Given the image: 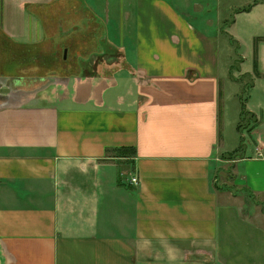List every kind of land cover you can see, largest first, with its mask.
<instances>
[{"label": "crops", "instance_id": "0c3cea01", "mask_svg": "<svg viewBox=\"0 0 264 264\" xmlns=\"http://www.w3.org/2000/svg\"><path fill=\"white\" fill-rule=\"evenodd\" d=\"M218 1L0 0V264H264V0Z\"/></svg>", "mask_w": 264, "mask_h": 264}, {"label": "rangeland", "instance_id": "374dc122", "mask_svg": "<svg viewBox=\"0 0 264 264\" xmlns=\"http://www.w3.org/2000/svg\"><path fill=\"white\" fill-rule=\"evenodd\" d=\"M261 0H219L218 1V16H220L219 14L221 13L223 16L225 15L226 19L229 20V25L233 22L234 20V16H235V13L237 12V8L238 7H241L243 8V6L247 5V4H253L255 2H259ZM76 9V8H75ZM208 10H212V15L215 16L216 15V11H215V8L211 5L209 6V8H207ZM75 12V10L73 11ZM188 13H186L187 15ZM190 14V13H189ZM187 15L189 17H191L190 19L194 22V24L197 26V27H203L204 26V23L198 19V18H194L192 17L191 15ZM73 17V16H71ZM204 18V17H203ZM217 18V17H216ZM73 21L70 19V22ZM222 27L229 32V27H228V23L223 21L222 23ZM230 33V32H229ZM226 36H223V39H222V42H224V39H225ZM229 37L230 40H228V47H229V56H228V61H229V70H228V84L229 86L231 87L230 88V94L233 92L232 89L234 88L236 91L238 89V92L236 93V95L238 94V98H234L232 99L231 101V106H232V117L230 116L229 117V122L228 121H225L223 123V131L225 130V134L226 136H229L232 137V135L235 134L236 135H240L241 136V133L240 134H237V127L238 125L241 127L244 126V121L241 119L240 120V112L239 111H235L234 109L237 107L238 104H236L237 102L235 101V99H241L245 102L246 99L249 98V95H250V92H249V86L251 84V81L248 77L246 76H243L242 74H240V71H238V64L240 66V59L238 56H240L241 54H245V52L247 51L248 47L247 46H244L243 47H240V44H238V42H234V38H232V36H227ZM233 39V40H232ZM222 42H221V47H222ZM253 44V48L255 46V41L254 43L252 42ZM59 56L56 58V60L58 62H61V60L63 59V50H59ZM97 59H92V62H90V60L88 61L90 65L93 64V62H102V57H96ZM56 62V61H55ZM55 62L53 63V65L55 66ZM233 66V67H232ZM91 68H93V66H90ZM90 68V71L89 72H86L85 74H91V73H95L94 71H92L93 69ZM52 74H56V73H50V76H56V75H52ZM68 74V73H67ZM233 75H237V78H239L240 80L239 81H234L232 79V76ZM48 76V75H47ZM222 85H224V88L226 86V82H224ZM40 89V88H39ZM225 90V89H224ZM231 120V121H230ZM240 120V124L238 123ZM243 131V136L244 138H241L240 140H238V145L240 144H243V151L247 150V155L248 156H252V150L254 148L253 145H251L250 143V137H249V133L246 131V130H242ZM237 132V133H236ZM242 141V143H241ZM233 158V157H231Z\"/></svg>", "mask_w": 264, "mask_h": 264}, {"label": "trees", "instance_id": "16d2710c", "mask_svg": "<svg viewBox=\"0 0 264 264\" xmlns=\"http://www.w3.org/2000/svg\"><path fill=\"white\" fill-rule=\"evenodd\" d=\"M250 8H251V6H250ZM250 8H248V9H246V10H249ZM261 41H264V39H262V38H257V39L255 40V46H254V53H255L254 72H255L256 74H258V70H257V61H256V58H257V45H258V43L261 42ZM241 115H242V120H243V121H245V119H246L247 117H249V116H250V118H252V119L256 118V117H254V115H253L252 113L247 112V111L245 110V107L242 108V114H241ZM239 128H242L241 125L239 126Z\"/></svg>", "mask_w": 264, "mask_h": 264}, {"label": "water", "instance_id": "95a60500", "mask_svg": "<svg viewBox=\"0 0 264 264\" xmlns=\"http://www.w3.org/2000/svg\"><path fill=\"white\" fill-rule=\"evenodd\" d=\"M11 90L12 89L10 88V86H7L1 89V93L7 95L11 92Z\"/></svg>", "mask_w": 264, "mask_h": 264}, {"label": "built area", "instance_id": "2783aa9c", "mask_svg": "<svg viewBox=\"0 0 264 264\" xmlns=\"http://www.w3.org/2000/svg\"><path fill=\"white\" fill-rule=\"evenodd\" d=\"M131 183L134 184V185H137V184H138V180H137V178H133V179L131 180Z\"/></svg>", "mask_w": 264, "mask_h": 264}, {"label": "clouds", "instance_id": "9594fccd", "mask_svg": "<svg viewBox=\"0 0 264 264\" xmlns=\"http://www.w3.org/2000/svg\"><path fill=\"white\" fill-rule=\"evenodd\" d=\"M173 259H174V257H173Z\"/></svg>", "mask_w": 264, "mask_h": 264}]
</instances>
